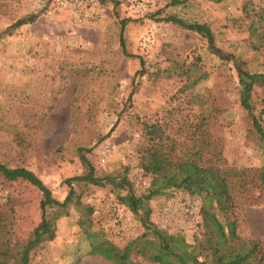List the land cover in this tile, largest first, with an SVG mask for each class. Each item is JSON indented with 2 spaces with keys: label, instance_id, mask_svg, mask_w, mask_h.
Segmentation results:
<instances>
[{
  "label": "rangeland",
  "instance_id": "rangeland-1",
  "mask_svg": "<svg viewBox=\"0 0 264 264\" xmlns=\"http://www.w3.org/2000/svg\"><path fill=\"white\" fill-rule=\"evenodd\" d=\"M171 1L0 0V161L32 170L63 201L70 191L65 180L85 171L83 149L98 175L126 172L141 195L153 179L146 171L144 123H159L191 152L202 149L208 136L212 152L229 166L264 169V141L254 125L264 130V78L252 80L250 113L241 104L235 63L264 73V49H254L256 38L248 29L264 0L168 6ZM159 10L209 24L217 45L236 59L221 58L192 30L152 19L150 13ZM32 16L35 22L13 28ZM124 19L127 54L121 43ZM107 144L111 151L104 163ZM214 177L207 176V192L223 188ZM77 188L94 208L92 230L101 237L123 248L145 232L113 186ZM237 196L241 234L264 241V196L255 189ZM42 197L33 184L0 179V209L13 208L21 245L42 221ZM150 205L158 227L191 243L200 235L202 197L171 189ZM189 205L193 215L186 214ZM80 216L73 207L60 218L56 238L33 248L30 264H112L91 253ZM131 258L159 264L136 253Z\"/></svg>",
  "mask_w": 264,
  "mask_h": 264
},
{
  "label": "trees",
  "instance_id": "trees-1",
  "mask_svg": "<svg viewBox=\"0 0 264 264\" xmlns=\"http://www.w3.org/2000/svg\"><path fill=\"white\" fill-rule=\"evenodd\" d=\"M189 1L191 0H172L168 6L187 5ZM150 17L192 30L206 38L211 50L221 58L231 61L236 59L225 54L217 45L215 31L207 23L190 21L173 13L163 15L162 10L150 13ZM35 19V16L21 19L13 28L33 23ZM250 19L248 29L251 37L256 38L254 49H264V8L253 10ZM128 22V19L122 21L121 34V43L126 54L125 31ZM235 63L240 78L241 104L251 113L254 109L252 80L264 78V73L248 70L241 60ZM254 125L264 141L261 124L255 121ZM145 128V155L148 163L146 171L153 179L148 190L141 195L136 193L126 172L119 176L98 175L83 149H80V158L85 171L65 180L70 191L63 201L57 199L32 170L0 161V179L25 181L35 185L43 193L42 221L25 245H21L15 238L13 208L7 206L0 209V264H30L32 249L56 238L58 220L71 215L73 207L81 213L79 224L91 242V253L104 256L112 264H140L132 260L134 253L159 264H187L189 259H192L193 264H264V241L244 237L234 211L238 206V193L245 194L255 189L264 196V169L250 167L240 170L229 166L222 155L212 152V138L206 135L203 148L191 152L180 147L163 131L159 123H144ZM208 175H214L215 181L221 183V191L207 192ZM77 185L113 186L120 203L140 219L145 232L123 248L101 237V233L92 230L94 208L83 201ZM171 189L183 190L203 199L202 230L195 237L194 243L189 242L182 234L169 233L158 227L152 220L150 201Z\"/></svg>",
  "mask_w": 264,
  "mask_h": 264
},
{
  "label": "built area",
  "instance_id": "built-area-1",
  "mask_svg": "<svg viewBox=\"0 0 264 264\" xmlns=\"http://www.w3.org/2000/svg\"><path fill=\"white\" fill-rule=\"evenodd\" d=\"M57 1L62 2L63 0H57ZM110 151H111V146H110V144H107V146L105 147L104 156H103V162L104 163L106 162V157H107V155H109ZM185 211H186L187 215H193L195 213L194 212V206H192V205L187 206Z\"/></svg>",
  "mask_w": 264,
  "mask_h": 264
},
{
  "label": "crops",
  "instance_id": "crops-1",
  "mask_svg": "<svg viewBox=\"0 0 264 264\" xmlns=\"http://www.w3.org/2000/svg\"><path fill=\"white\" fill-rule=\"evenodd\" d=\"M263 238H264V235H263Z\"/></svg>",
  "mask_w": 264,
  "mask_h": 264
}]
</instances>
